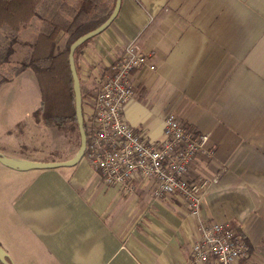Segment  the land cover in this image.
Wrapping results in <instances>:
<instances>
[{
    "label": "crops",
    "instance_id": "crops-1",
    "mask_svg": "<svg viewBox=\"0 0 264 264\" xmlns=\"http://www.w3.org/2000/svg\"><path fill=\"white\" fill-rule=\"evenodd\" d=\"M130 44L149 59L132 76L128 123L160 141L175 113L210 135L212 155H199L191 175L220 179L206 190L199 219L178 198L153 199L150 181L132 194L106 184L85 158L25 172L0 163L8 184L28 180L9 197L7 224L17 237L1 233L0 245L14 264H188L198 221L214 220L245 235L250 249L239 264H264V0H121L116 19L77 60L84 116ZM13 85L0 87L7 119Z\"/></svg>",
    "mask_w": 264,
    "mask_h": 264
},
{
    "label": "built area",
    "instance_id": "built-area-1",
    "mask_svg": "<svg viewBox=\"0 0 264 264\" xmlns=\"http://www.w3.org/2000/svg\"><path fill=\"white\" fill-rule=\"evenodd\" d=\"M148 59L130 44L98 81L89 103L90 115L84 116V158L106 184L132 194L141 182L150 181L153 199L178 198L199 219L206 190L220 179V174L210 178L191 175L199 155H212L210 135L171 113L164 120V138L154 142L125 118L126 107L136 95L132 76ZM249 249L245 235L231 222L199 220L188 264H239Z\"/></svg>",
    "mask_w": 264,
    "mask_h": 264
},
{
    "label": "trees",
    "instance_id": "trees-1",
    "mask_svg": "<svg viewBox=\"0 0 264 264\" xmlns=\"http://www.w3.org/2000/svg\"><path fill=\"white\" fill-rule=\"evenodd\" d=\"M115 4L116 0H0V87L31 70L41 92L36 111L39 122L45 127H62L69 119L77 123L70 47L103 25ZM29 32L36 34V39L17 66L13 61L16 47ZM60 34L67 36V43L57 53L55 41ZM91 40L76 50V66L83 47Z\"/></svg>",
    "mask_w": 264,
    "mask_h": 264
},
{
    "label": "rangeland",
    "instance_id": "rangeland-1",
    "mask_svg": "<svg viewBox=\"0 0 264 264\" xmlns=\"http://www.w3.org/2000/svg\"><path fill=\"white\" fill-rule=\"evenodd\" d=\"M39 26L38 24L37 27ZM35 35L29 32L21 37L22 42L16 47L13 56L15 65L19 66L30 53L29 44L35 41ZM66 43L67 36L60 34L55 41L56 52H62ZM32 74L14 79L12 86L14 96L13 99H9V113L4 114L8 115V119L6 116L3 117L0 111V153L4 152L37 162H59L71 159L80 147L78 125L71 119L62 127H45L39 122L36 111L41 105V92L37 79L34 73ZM5 97L6 94L0 91V107L5 106L6 110ZM8 179L11 180L6 175L0 174V189L4 190L3 195L7 196L5 200L0 201V217L3 221L0 234L2 233L5 238L8 233H11L12 237H17V232L12 225L7 224V213L11 201L9 197L14 198L28 181L25 177H16L13 179L15 183L12 186V183L8 184ZM8 189L14 191L6 193ZM18 251L23 253L20 249Z\"/></svg>",
    "mask_w": 264,
    "mask_h": 264
},
{
    "label": "water",
    "instance_id": "water-1",
    "mask_svg": "<svg viewBox=\"0 0 264 264\" xmlns=\"http://www.w3.org/2000/svg\"><path fill=\"white\" fill-rule=\"evenodd\" d=\"M121 7V0H116L115 8L113 10L110 18L99 28L81 36L78 38L70 47L69 51V64L71 69V74L73 78V89L75 93V108H76V117H77V125L80 134V147L76 153V155L68 160L59 161V162H37L31 160L17 159L7 157L0 153V163L8 167L12 170L16 171H30V170H47V169H58L63 167H73L75 166L82 158H84L86 147H87V133L84 123V111H83V96L81 89V80L78 75L76 61H75V52L76 50L85 44L87 41L95 38L96 36L103 33L112 22L116 19ZM0 262L2 264H14L10 258L8 253L4 250V248L0 245Z\"/></svg>",
    "mask_w": 264,
    "mask_h": 264
}]
</instances>
